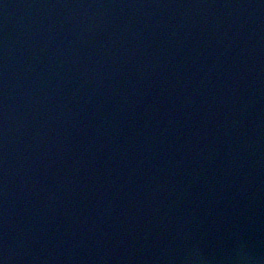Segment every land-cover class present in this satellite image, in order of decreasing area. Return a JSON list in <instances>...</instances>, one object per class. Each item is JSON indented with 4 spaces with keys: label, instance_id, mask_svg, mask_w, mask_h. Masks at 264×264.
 Returning a JSON list of instances; mask_svg holds the SVG:
<instances>
[{
    "label": "water",
    "instance_id": "water-1",
    "mask_svg": "<svg viewBox=\"0 0 264 264\" xmlns=\"http://www.w3.org/2000/svg\"><path fill=\"white\" fill-rule=\"evenodd\" d=\"M0 264H264V0H0Z\"/></svg>",
    "mask_w": 264,
    "mask_h": 264
}]
</instances>
